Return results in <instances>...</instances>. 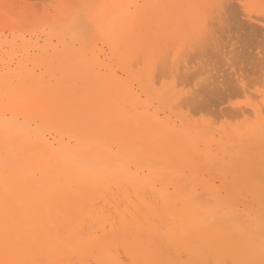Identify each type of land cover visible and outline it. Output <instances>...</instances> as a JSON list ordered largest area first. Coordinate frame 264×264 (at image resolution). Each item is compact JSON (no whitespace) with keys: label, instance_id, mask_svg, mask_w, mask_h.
Returning <instances> with one entry per match:
<instances>
[{"label":"bare ground","instance_id":"6f19581e","mask_svg":"<svg viewBox=\"0 0 264 264\" xmlns=\"http://www.w3.org/2000/svg\"><path fill=\"white\" fill-rule=\"evenodd\" d=\"M190 1L187 0L185 12L194 16L198 9ZM213 1L211 16L214 15L216 24L227 27L234 14L231 1ZM199 20L195 22L190 16L186 24L191 44L187 57L183 55L185 60L179 61L181 56H175L174 70L167 59L174 70L169 69V74L178 73L177 77L187 82L201 79V84L212 77L209 69H205L211 63L212 51V60H228V54L223 43L209 35L211 26L202 30ZM260 28H256L257 34L259 30L262 33ZM191 59L199 60L195 63L200 66L197 76L192 73L195 69L191 67L194 62ZM263 61L256 65L261 73L257 72L264 75ZM163 64L167 66V60ZM159 73L157 69L121 74L0 71V264H209L211 260L217 264H255L260 259L264 263V214H247L236 204L242 199L235 202L243 191L253 197L261 198L264 194V182L256 181L259 172L264 171V108L259 109L262 106L259 102L260 106H254L259 107L254 109L255 121L254 112L247 108L249 103L246 109H237V104L236 112L234 109L232 113L238 119L230 121L234 124L235 119L242 120L249 110L255 123L230 131L227 128L223 141L222 136L218 138L209 127L195 124L196 120L191 122L190 116L183 112V106L184 110L188 105L197 108L198 99L203 101V96L189 92L180 95L175 87L158 92L162 84L156 80L157 76L160 79L163 75L172 76ZM177 77L175 74L176 81ZM156 83L160 84L158 88ZM137 85L147 101L141 100ZM246 91L244 96L254 95ZM225 95L227 98L233 94ZM153 96L165 100L174 112L181 110L178 120L169 118L168 113V118H161L157 104V109H153L159 113L151 111ZM218 104L222 106L224 102L220 100ZM218 104L217 109L212 108L213 104L209 108L219 116L224 114L225 107L221 110ZM190 109L188 112L193 115ZM163 111L165 114L166 109ZM200 112L203 114L204 110ZM214 115L213 118L217 116ZM211 122L218 124L215 119ZM243 140L248 147L235 142ZM215 172L227 190V198H233V202L216 192ZM157 241L172 250L173 257ZM160 248L166 251L158 254ZM183 255L187 261L182 260Z\"/></svg>","mask_w":264,"mask_h":264},{"label":"rangeland","instance_id":"374dc122","mask_svg":"<svg viewBox=\"0 0 264 264\" xmlns=\"http://www.w3.org/2000/svg\"><path fill=\"white\" fill-rule=\"evenodd\" d=\"M230 1H231V4L233 5L232 13L234 14H231L227 27H225V26L216 24L215 23L216 21H214V15H212L213 17L211 16V14H214L212 8L215 7V4H213L214 3L213 0H191L190 4L194 5L198 9L194 13V16L193 14L189 15L187 12H185L187 9V0H0V71L12 72V73L18 72L19 74H25V73L40 74V73L51 72V71L103 72V73L117 72L121 74L126 71L149 70V71L154 72L157 69L158 72L160 70V73H163L166 70L167 72H164V73L168 75L169 74L168 71L174 69V66H173L174 64H172V62L175 56L180 55L181 57L179 61H182V59L185 60L184 56L186 54H189L190 52L189 50L190 47L188 48V45L191 44V35L188 34L189 30L186 24L188 23L189 17L191 16L195 22H196V19L197 20L200 19L199 21L202 22L200 24V26L202 27V30L204 27H207V26H208L207 29L209 30V27L211 26L212 28L210 27V31L211 29H213L217 33L215 34V32H213L212 30L211 32H209V35L212 36L213 39L219 40V41L217 40L216 42L218 43L222 42L223 45L226 47L225 52L228 55H232V56L227 55L229 62L225 58H222V59L213 58L212 60V57H214L212 55L214 51H212L211 59L208 58L210 59V61L206 60V62L207 61L211 63L214 62V64L209 63L208 67H205V69H209L210 75L212 77L210 78V76L208 75V78L210 79L208 81L204 79V81H206L205 82L206 84L203 83L204 82L203 80H202L203 82L200 84L201 79L199 80L197 78H195V80L188 81L189 82L188 83L184 78L180 76L177 77L178 73H175L177 77V81H176L175 74L173 73L175 70L174 69L172 72L173 74L168 75V76L172 75L170 77L173 80L167 76H166L167 77L166 79L165 75H163L165 79L164 77L160 79L161 77L157 76L156 80L157 81L160 80L159 83L162 85L158 86L160 84L156 83L155 87L156 88L159 87L158 92L164 91L166 88L175 87V91L177 92V94L179 92L180 95L181 94L187 95L189 92V94H193L198 97L203 96L202 98L206 101L205 103H203L204 100L201 101L199 98L198 100H199L200 105L198 106L197 104V108H195L196 105H192V106L188 105L186 107V110H184L185 108L183 106V112L185 111L184 113L190 116L189 120L191 122L195 123V120H196L195 124H198L199 126L209 127L210 131H212L213 134L217 135L218 138L222 136V139L224 141L225 139L224 137L226 136L225 130L230 131L231 128H234V127L240 129L242 127L244 128L247 125H251L255 123L256 114L254 112V109H258L259 107L256 108L254 106H260L259 104H261L262 106H260L259 109L264 108V101H262L264 98V96H262L264 94V88H263L264 86L263 76L264 75L263 73L260 74L261 73V71H259L260 68L258 69L257 67L258 63H260L262 59L264 60V57H262L264 56V52H263L264 46H262L264 45V0H237V1L230 0ZM239 16L241 17V19ZM211 17L213 20L211 19ZM261 17L263 20L261 19ZM209 18L210 20H207ZM258 18L260 20H258ZM233 23H236V24H233ZM214 24L217 26H215ZM237 24L239 25V27ZM245 25H247L246 26L247 29L246 27H243L242 29V26H245ZM219 26H221L222 28ZM254 26H258L256 27L258 29L259 27H261L260 29L262 33H260V30H259L260 34L258 33L260 36L257 34V30ZM196 27L197 26H195V28ZM253 28L255 29L256 33L253 30ZM207 29L205 30L208 31ZM228 32L229 34L231 33L230 36ZM210 33L213 35H211ZM252 33L255 36H253ZM219 38L220 39L222 38L221 39L222 41ZM254 38H258V39H254ZM184 46H186L187 48ZM238 48L241 50L239 51ZM187 49L188 51H186ZM181 51L183 52V54L180 53ZM167 57L170 61L167 59ZM259 57L262 58L261 61ZM160 59H162L163 61L166 59L167 66L166 64H163L166 62V60L165 62H163ZM194 59L193 60L191 59V60L194 61ZM242 59H244V61ZM158 61L165 66V70L163 69L164 66L162 64H159ZM168 61H169V64L171 62L173 69L168 64ZM197 62H199V60L198 61L195 60L193 62L194 64L192 63L191 65V67H193V70L194 69L196 70L197 68L196 71L194 70V72H192L193 74L198 73V69L200 66L195 65V63L197 64ZM224 63L225 65H228V67L225 66ZM230 63H233V65ZM156 64H157V67H156ZM180 64L183 66L182 63H179V65ZM159 65L160 66L162 65V66L160 67ZM181 65L179 67L183 68L181 67ZM255 65H256V69H255ZM231 66L233 68L236 66L234 68L235 70L231 68ZM213 68H215V71L217 73L213 71L214 70ZM230 68L231 70H228ZM219 69H222V70H219ZM233 70L236 76L233 74ZM257 70L260 73L257 72ZM221 71H223L224 73L223 72L221 73ZM213 74L215 78L213 77ZM232 74L234 75L235 79L233 78ZM239 74H241V76ZM197 75L199 74H196L195 76ZM204 75H207V74H204ZM204 75L201 76V78L202 77L204 78ZM221 75L223 76V78ZM255 75H257L258 77ZM243 77H244L245 82L243 80ZM227 78L229 81L227 80ZM237 78L238 79L240 78V79L238 80ZM181 79L182 81H180ZM214 79H219V80H214ZM236 79L238 81V84L235 83L234 85L233 82H237ZM168 80L170 83L168 82ZM213 80L216 83L213 82L212 84L211 81ZM185 81L187 82V84ZM196 81H198L199 84L195 83ZM181 82H185V83H181ZM240 82H242L243 84ZM173 83H174V86L171 85ZM219 83L220 84L222 83L221 85L224 86V88L222 87L224 90H221L222 88ZM230 83H233V84H230ZM259 83L261 84L260 86L258 85ZM195 84H197L198 87L201 85L199 87L200 89L199 88L197 89L196 88L197 85ZM207 84H210V85H207ZM228 84L229 86H227L228 87L227 88L225 85H228ZM211 85L213 86V88ZM245 85L247 88L249 87V89H245L244 87ZM178 86H179V89H177ZM230 86L232 87V89ZM226 89L227 90L230 89L229 91H227L228 93H226ZM244 89L245 91H241ZM220 90L224 92V94L220 92ZM231 90H232V93H231ZM246 90H249V93H252V94L254 93V95H252L254 96V101H252L253 98L251 94L247 96L249 97V99L246 96H244V93L247 92ZM139 91L140 90L138 89V85H137V93L138 94L141 93V100L144 99L143 101H147L148 98L146 94L142 91L140 92ZM191 91L192 93H190ZM194 91H197V92H194ZM212 92H213V96L217 94L216 95L217 97L214 96V98L216 97L215 99L218 102L213 99V96L211 95ZM207 94L209 98L206 96ZM225 94H227V96L230 94H233L231 96L232 97L234 96L233 97L234 99L232 100V97L230 96L226 98ZM245 94L247 95V93ZM219 95H221L220 96L221 98L219 97ZM235 95H236V98H235ZM242 95L244 98L242 97ZM255 95L258 98H256ZM222 96L225 99H222L223 98ZM230 98H231L230 100L231 104H230V101L227 102L226 100V99L229 100ZM210 99H211V102H213L214 100V103H211ZM220 100L224 102L222 106L218 104ZM215 102H217L221 110L223 109V107H225V109H223L222 111L224 114L219 113V116H218V112L214 113L212 109L209 108V106L211 107L214 105L212 108L215 107V109H217L216 107L218 106ZM258 102L259 104H257ZM206 103H207V106H206ZM246 103L247 104L249 103V104L247 105ZM151 104L153 105V106L151 105L150 107L151 111L156 110L158 107V110L161 113H159L157 110L156 111L159 113L160 117L162 116L161 118H165V117L168 118L167 116L170 114L169 118L172 117L171 119L178 120L177 118L179 116L178 113L181 112V110L179 109L182 107V105H179L181 106L178 109L179 111H177L176 109V111L174 112V110H171V108H169L170 106L167 104L165 100H161L159 97L155 98L154 96L151 99ZM156 104H157V107L155 106ZM237 104H238L237 109L241 107H245L246 109V105L249 106L247 108L249 110H252V113L254 112L253 119L255 121L252 119V115L249 114V110H248L247 112L248 114H245L242 120H238L239 121L238 122L237 121L238 118L236 117L237 114L235 113L237 110L235 108ZM155 107L156 109H153ZM189 107L192 109V110L190 109V111H194L193 115H191V112H188ZM199 107H200V110H198ZM227 107L232 108L233 110L231 109L227 110ZM161 108H162V111L166 109L165 111L166 115L163 113L164 111L163 112L161 111ZM193 109H195L198 113L203 110L204 112L208 111V109L211 110V111L205 112L206 114L209 113V118L207 119V117H205V116H208V114L204 115V112L203 114L201 112L197 114V112H195V110ZM220 109L218 108V110ZM234 109H235V112H233L234 113L233 114L232 111H234ZM226 111L229 112L230 114L227 113ZM171 112L175 115H173ZM211 112H213L212 115L216 114L217 116L214 115L216 117L213 118V116L211 115V118H210ZM194 113L196 115H199V117L194 116L195 115ZM228 114L230 115L231 118H228L229 117ZM232 114L234 115V117ZM200 115H202V117H200ZM192 116L194 117L191 118ZM220 116L224 117L225 119L227 116L228 117L226 120L224 118L219 120L218 117L220 118ZM235 117L237 119L234 120V124H233V121H230V119L232 120ZM238 117L239 119H241L240 118L241 115H239ZM244 118L245 120H247V123L244 120ZM199 119L202 120V122ZM214 119L216 120L218 124H215V122H211V120L214 121ZM217 119L218 121H220V123L217 121ZM210 122L212 124H210ZM226 122L229 124H227ZM221 123L223 126L221 125ZM241 141H235V142H237L238 144L246 145V147H248L249 144H247L248 142L246 140H243V142H245L244 144ZM240 147L241 146L239 147L236 146V149L237 148L240 149ZM245 149L246 150L248 149L249 151H251V149L249 148H245ZM254 171H257V170H254ZM214 177L217 179V180L215 179V186L217 187V188L215 187L216 192L220 193V195H222L221 197L225 198V200H231V202H233V198H230V199L227 198L228 193H227L226 188H224L221 181L219 180L220 175H217V173L215 172ZM205 178H207L208 181H211L209 180L208 175H206ZM256 181L264 182V171L259 172V175L257 176ZM219 187L220 188L222 187V188L220 189ZM260 192L262 191H259V193ZM262 195L264 196V194ZM263 196L261 197L262 198L261 199L258 195H256V197H253L250 193L247 194L246 192L243 191L242 193H240V195L237 196L236 198L237 201L235 202H238L240 199H242L240 200L241 203L238 202L236 204L238 205L240 211H245L247 214L249 213L251 214V212H261L264 214ZM247 202H249V204H252V205L249 207V204ZM157 244L159 247L162 244V247L167 249L161 241L160 242L157 241ZM164 248H160V251H158V254L165 252L166 250ZM167 251H168L167 255H171L173 257L174 252L168 249ZM170 251H171V254L169 253ZM181 258L183 261H187L186 256L183 255L181 256ZM261 260L262 259H260L259 261L257 260L255 264H264L263 262H261ZM211 261L210 263L217 264L215 263V261L213 260Z\"/></svg>","mask_w":264,"mask_h":264}]
</instances>
